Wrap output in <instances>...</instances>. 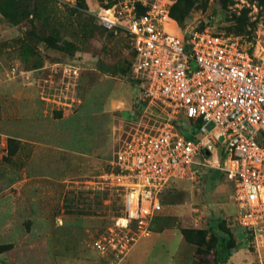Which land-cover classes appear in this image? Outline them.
I'll return each mask as SVG.
<instances>
[{"label": "rangeland", "instance_id": "obj_1", "mask_svg": "<svg viewBox=\"0 0 264 264\" xmlns=\"http://www.w3.org/2000/svg\"><path fill=\"white\" fill-rule=\"evenodd\" d=\"M36 1V15L18 22L0 14V244L8 246L0 264H109L90 243L121 213L104 173L118 145L154 125L159 113L141 99L128 35L104 29L95 16L120 0ZM169 1L175 30H208L264 46V0ZM26 2L20 9H33ZM76 59L87 68L73 88H63L70 105L52 102L63 101L54 95L45 100L43 89L6 75L14 60L35 69ZM177 128L188 127L180 121ZM8 136L17 142L3 158ZM224 178L201 167L173 182L161 195L151 236L113 264H252L264 255V244L258 247L235 221L233 190L215 195L213 183Z\"/></svg>", "mask_w": 264, "mask_h": 264}, {"label": "built area", "instance_id": "obj_2", "mask_svg": "<svg viewBox=\"0 0 264 264\" xmlns=\"http://www.w3.org/2000/svg\"><path fill=\"white\" fill-rule=\"evenodd\" d=\"M169 6V0H120L95 14L104 29L128 35L141 99L160 118L130 133L104 173L121 213L90 243L109 264L150 236L164 190L201 167L232 181L236 223L258 247L264 244V46H243L208 30H175ZM86 68L79 59L35 69L14 60L6 75L43 89L45 100L54 95L63 101L52 102L70 105L63 88H73ZM180 121L193 137L178 130ZM252 264H264V255Z\"/></svg>", "mask_w": 264, "mask_h": 264}, {"label": "trees", "instance_id": "obj_3", "mask_svg": "<svg viewBox=\"0 0 264 264\" xmlns=\"http://www.w3.org/2000/svg\"><path fill=\"white\" fill-rule=\"evenodd\" d=\"M25 1H28L26 3H28L29 5H30V2L31 1L33 3H35L33 9H30L28 11L21 10L20 9V7H22V4L21 3L22 2H25ZM36 5H38V3H37L36 0H1L0 1V14L3 17L7 18V20H10L11 19V20H13L15 22H18L23 17H25L28 13H32L33 15H36V9H35ZM9 7H12L14 9L13 10L14 11L13 13L11 12V9H9ZM169 14L171 16V13H169ZM27 68H30V67H27ZM183 133H185L189 137H191V136L193 137V134L192 133H186L184 131H183ZM12 142H17V139L15 137H13V136H8L7 137V147H8V150H7V154L5 156H3V158H5L6 156H8L9 154H12V153L9 152L10 151L9 148H10ZM11 152H12V150H11ZM221 223H222V221H221ZM181 233H182L183 237L186 238V231H182ZM7 248H8L7 245L0 244V253L3 252V251H5Z\"/></svg>", "mask_w": 264, "mask_h": 264}, {"label": "crops", "instance_id": "obj_4", "mask_svg": "<svg viewBox=\"0 0 264 264\" xmlns=\"http://www.w3.org/2000/svg\"><path fill=\"white\" fill-rule=\"evenodd\" d=\"M205 168V167H204ZM208 169V168H207ZM207 180H209L208 179V175H207ZM229 182H231V184H229ZM213 186H215L216 187V196H217V198H220L221 197V195L222 194H226V192L228 191V190H230V189H232L233 190V183H232V181L231 180H229V179H227L226 178V176H225V178L222 180V181H220V182H216V184L215 183H213ZM229 198H232V193L230 194V196H229ZM226 203H228V201L226 202ZM226 203H225V205L223 206V208L224 209H226L227 210V208H226ZM228 211V210H227ZM182 235V234H181ZM151 236V235H150ZM182 237H183V235H182ZM184 238V237H183ZM139 241V240H138ZM137 241V242H138ZM136 242V243H137ZM135 243V244H136ZM134 244V245H135ZM133 245V246H134ZM133 246L131 247V249L133 248ZM130 249V250H131ZM130 250L126 253V255L123 257V258H125L126 256H127V254L130 252ZM122 258V259H123ZM122 261V260H121ZM191 264H193L192 263V260H191Z\"/></svg>", "mask_w": 264, "mask_h": 264}]
</instances>
